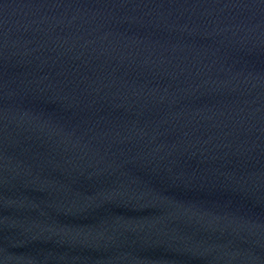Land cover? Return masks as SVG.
Returning a JSON list of instances; mask_svg holds the SVG:
<instances>
[{"label":"water","instance_id":"obj_1","mask_svg":"<svg viewBox=\"0 0 264 264\" xmlns=\"http://www.w3.org/2000/svg\"><path fill=\"white\" fill-rule=\"evenodd\" d=\"M0 264H264V0H0Z\"/></svg>","mask_w":264,"mask_h":264}]
</instances>
